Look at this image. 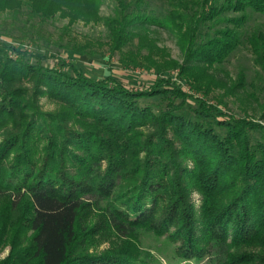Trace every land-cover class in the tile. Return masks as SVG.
Masks as SVG:
<instances>
[{"label":"trees","instance_id":"trees-1","mask_svg":"<svg viewBox=\"0 0 264 264\" xmlns=\"http://www.w3.org/2000/svg\"><path fill=\"white\" fill-rule=\"evenodd\" d=\"M102 1L0 0V14L30 24L0 31V264H153L145 236L183 261L264 264V125L223 110L239 90L258 99L244 73L229 85L217 76L246 44L264 82V32L244 30L264 0H164L163 18L141 0H112L103 17ZM57 18L103 25L111 55L153 74L152 86L92 79L24 48L42 39L32 20ZM145 25L174 34L182 62Z\"/></svg>","mask_w":264,"mask_h":264},{"label":"rangeland","instance_id":"rangeland-1","mask_svg":"<svg viewBox=\"0 0 264 264\" xmlns=\"http://www.w3.org/2000/svg\"><path fill=\"white\" fill-rule=\"evenodd\" d=\"M141 1L145 3L141 10H144L145 13H152L158 18H163L166 10L164 0ZM114 8L115 4L112 0H103L100 14L103 17L111 16ZM31 23L34 24L36 30L40 31V38L42 39L38 40L34 37L33 42H24V48L26 50H40L43 53L60 56L66 59V62L72 60L92 79L104 78L110 72L116 80L134 91L149 88L156 78L153 74L146 72L140 67L135 68L121 65L119 63L121 55L117 52L111 55L107 31L103 25H85L83 23H77L67 28L68 22L59 18L45 22H40L35 19L32 20ZM29 25V23H26L25 17L18 16L16 20L11 14H0V31L13 30L15 37L20 35L18 27H29ZM144 27L145 29L139 30L142 32L147 31L151 38L155 40L158 47L167 50L170 59L182 62V53L174 34L158 26L145 25ZM244 30L247 32L262 30L264 32V15L250 14ZM135 42H137V40H135ZM15 44L18 45L19 42H14V45ZM68 44L84 46L87 51L90 52V55L86 56L73 52L68 53L61 47L68 46ZM47 64L51 68L58 69V65H56L54 60L48 61ZM223 67L222 71L217 72L219 78L226 80L229 85L235 82L241 73H244L248 93H253L258 99V102H256L254 99L248 97L245 92L239 90L234 97L225 99L227 107L223 108V110L236 117L247 115L264 125L263 113L260 108V103L264 100V82L259 78L261 75L260 69L254 65L253 56L248 45H243L235 52L229 62ZM178 84L185 90H188L183 81L179 80ZM223 92V90H217L216 94H222ZM40 106L44 112H51L56 109V106L50 103L46 98L40 100ZM192 197L195 202V207L198 208L200 204L199 196L193 194ZM106 246V244L103 245L101 249ZM143 247L153 254L155 260L153 264H203L194 261H183L178 258L175 254L176 245L165 238L145 236L143 239ZM8 253L9 249L6 248L1 253L0 258L6 257Z\"/></svg>","mask_w":264,"mask_h":264}]
</instances>
